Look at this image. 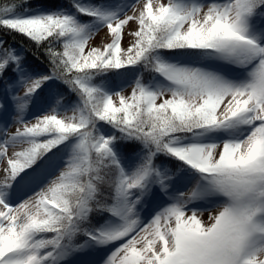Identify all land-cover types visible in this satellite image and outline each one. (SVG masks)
<instances>
[{
    "label": "snow or ice",
    "instance_id": "obj_1",
    "mask_svg": "<svg viewBox=\"0 0 264 264\" xmlns=\"http://www.w3.org/2000/svg\"><path fill=\"white\" fill-rule=\"evenodd\" d=\"M26 3L0 6V120L18 125L0 127V264L109 248L101 264H264V0ZM101 28L110 42L90 46ZM7 34L51 70L25 68ZM129 68L130 94L114 92L107 77Z\"/></svg>",
    "mask_w": 264,
    "mask_h": 264
},
{
    "label": "trees",
    "instance_id": "obj_2",
    "mask_svg": "<svg viewBox=\"0 0 264 264\" xmlns=\"http://www.w3.org/2000/svg\"><path fill=\"white\" fill-rule=\"evenodd\" d=\"M125 1L128 0H124V2ZM15 2H17V0H0V6H4L6 4H12ZM116 2L119 3L120 0H116ZM69 3L70 0H27L25 7L30 8L32 10H53L60 5L68 7ZM4 39L7 41L8 45L14 47L22 56L25 57L24 66L31 72L46 73L51 70V65L49 64L48 57L45 54V49L43 47H37L35 44L28 42L26 38H23L19 35L7 34L4 35ZM131 70H132L131 68L122 69L120 70L118 75H109L107 79L111 80L112 82H118L122 77L130 75ZM143 75H144V79L147 80L150 74L145 72ZM7 79L8 78L5 77V81ZM59 90L64 94L65 97L64 103H68L74 100V96L68 93L63 87H60ZM3 91H4V83L0 82V96L3 95ZM47 91L48 90L45 89V92L40 94V97L37 99V103L31 106L30 113L40 115V112H38L36 108L38 107L39 103H43L42 99L45 97ZM114 100H117L118 102V98H114ZM45 108L47 109L46 105ZM29 117H31V115H29ZM121 147L124 149L125 154L128 156L134 155L135 152L139 149V145L137 144L121 145ZM157 163L163 164L164 166L167 165L171 167L173 170H175L173 162L169 161L167 158L163 156L157 159ZM81 242H82V238H81Z\"/></svg>",
    "mask_w": 264,
    "mask_h": 264
},
{
    "label": "rangeland",
    "instance_id": "obj_3",
    "mask_svg": "<svg viewBox=\"0 0 264 264\" xmlns=\"http://www.w3.org/2000/svg\"><path fill=\"white\" fill-rule=\"evenodd\" d=\"M126 2H128V3H132V2H135V0H129V1H126ZM140 2L142 3L143 0H140ZM154 2H155V0H154ZM164 2H166V0H164ZM137 6H139V5H137ZM129 14H131V12H129ZM135 27H136V25H135L134 23H130L129 26H126V28H125V35H124V37H123V39H122V44H121L122 48H126L127 46H129V44H130V42H131V40H132L133 38H132L130 35H128L127 33H128L129 31H131L132 29H134ZM108 42H110V37H109V35L107 34V29H106V28H101V29H99V30L95 33V35H94V36L92 37V39L89 41V45H90V46H96V47H101V48H103L104 44H106V43H108ZM130 72H131V74L128 75V76L122 77V78L119 80V83L112 82L111 80H108V81L111 83V85H112V90H113L114 92H115V91H121L122 94H124V95H128V94H130L131 87H132V81L134 80L135 76L138 74V72L135 71V70H133V69H132ZM149 78H150V75H149ZM147 80H148V79H147ZM147 80H146V81H147ZM20 91L22 92L23 89H20ZM114 98H117V97L114 96ZM158 102H159V101H158ZM39 106H40V107H39V110H40V111H46V108H45L44 106H42V104H40ZM40 111H38V112H40ZM40 113L43 114V112H40ZM68 114L70 115L71 113L69 112ZM29 119H31V117H29ZM5 123L8 125V131H9V132H14L15 129H16V127L18 126L17 124H15V123L13 122V120H9V119H7V117H6L5 119L0 120V127H2ZM15 150H19V146H17V148H15V149H13V148L10 147V148L8 149L9 154H11V153H12L13 151H15ZM4 163H6V160H4V161H0V165H2V164H4ZM168 168H169V167H168ZM55 175H58V171H54V172H53V177H54ZM179 187H180V190H182V191H187V188H188V187H191V185L189 184V185L185 186L184 184H181ZM31 195H32V192L29 191V192L27 193V196H31ZM23 198H25V197H21V199H23ZM15 202H16V203H19L20 200L18 199V200H16ZM158 203H160L159 198H156V199L152 200L150 203H148L147 206H146L147 211H144V212H143V215H144V216H147L148 213L151 212L152 209H153ZM201 206H202V207H205V208L208 207L207 205H201ZM208 216H209V211H208V210H205V211L203 212V216H202V218H203L205 221H207V220H208ZM111 250H112V249L109 248V249H107L106 251H98V252H95V253H93L92 255L87 256V257L77 256V257H75L76 264H78V262L81 261V260H88V261H92V262H94V264H101L102 259L105 258L106 255H107Z\"/></svg>",
    "mask_w": 264,
    "mask_h": 264
}]
</instances>
